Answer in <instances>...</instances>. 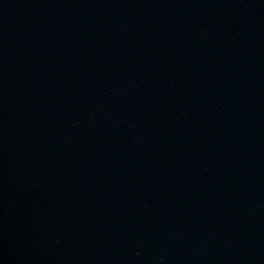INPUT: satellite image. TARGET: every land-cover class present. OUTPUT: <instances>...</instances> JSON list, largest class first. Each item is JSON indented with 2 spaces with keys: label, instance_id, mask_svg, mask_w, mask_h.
<instances>
[{
  "label": "water",
  "instance_id": "95a60500",
  "mask_svg": "<svg viewBox=\"0 0 264 264\" xmlns=\"http://www.w3.org/2000/svg\"><path fill=\"white\" fill-rule=\"evenodd\" d=\"M0 264H264V0H0Z\"/></svg>",
  "mask_w": 264,
  "mask_h": 264
}]
</instances>
